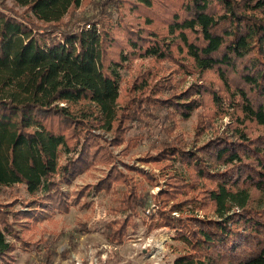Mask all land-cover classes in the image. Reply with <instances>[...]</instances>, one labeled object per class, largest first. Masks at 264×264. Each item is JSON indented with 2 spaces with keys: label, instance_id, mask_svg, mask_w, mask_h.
<instances>
[{
  "label": "trees",
  "instance_id": "obj_1",
  "mask_svg": "<svg viewBox=\"0 0 264 264\" xmlns=\"http://www.w3.org/2000/svg\"><path fill=\"white\" fill-rule=\"evenodd\" d=\"M10 1L0 0V264L28 246L31 224L118 186L109 243H123L146 210L149 231L167 228L183 246L172 264H264V0H89L79 13L81 0ZM175 74L195 79L179 91ZM202 107L196 133L227 116L222 129L189 148L162 139L138 157L159 168L155 194L136 179L153 187L152 172L117 166L112 147L144 138L127 135L133 125ZM99 166L69 201L61 185ZM15 184L28 197L2 200ZM19 200L29 209L14 208Z\"/></svg>",
  "mask_w": 264,
  "mask_h": 264
},
{
  "label": "rangeland",
  "instance_id": "obj_2",
  "mask_svg": "<svg viewBox=\"0 0 264 264\" xmlns=\"http://www.w3.org/2000/svg\"><path fill=\"white\" fill-rule=\"evenodd\" d=\"M7 3L11 4V1L7 0ZM89 9V0H81L76 12H88ZM116 18L117 14L114 15V19ZM137 61L140 59L135 60L134 63ZM166 63L168 64L169 61ZM120 73V83L123 85L129 71L121 69ZM194 79L195 77L191 75L181 74H175L173 78L179 82V91L186 89ZM203 109V107L197 109L187 119L176 120L175 123L160 110L150 127L133 125L127 135L142 134L144 138L135 148L126 152L121 151L122 146L112 147L121 161L117 163V166L125 170L122 162L132 164L145 172H152L158 179L161 178L159 168L150 163L141 162L138 157L151 151L162 139H172L174 136L182 139L187 148L204 142L213 136L212 130L215 127L222 129L223 124L228 121L227 116L214 117V128L197 134L195 125ZM104 170L106 167L99 166L97 169L76 176L69 184L63 183L61 187L67 199L70 201L74 197V192L81 187L94 184ZM136 179L140 182V188L143 191L148 190L149 194H155L163 186V179H159V184L153 187L139 176ZM115 190L116 192L98 195L90 192L81 197V202L84 200L89 203L87 206L72 205L67 213L54 211L36 226L31 224L27 230L21 232L28 246L16 244L17 247L13 251L15 258L13 264H172L174 256L182 250L183 246L171 240V233L167 228H155L149 231L146 227L149 222L146 210L140 211L141 217L135 218L136 225L128 229V235L123 243L113 244L106 240L104 222L111 217L109 209L117 204L123 187L118 186ZM27 197L28 193L22 184L6 187L1 193V199L4 201ZM154 205L150 198L147 208L153 209ZM14 208L29 209L20 200L15 203ZM174 214L178 213L174 212Z\"/></svg>",
  "mask_w": 264,
  "mask_h": 264
}]
</instances>
